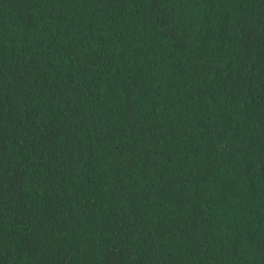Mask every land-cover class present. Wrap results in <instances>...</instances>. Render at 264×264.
Masks as SVG:
<instances>
[{
    "label": "trees",
    "instance_id": "obj_1",
    "mask_svg": "<svg viewBox=\"0 0 264 264\" xmlns=\"http://www.w3.org/2000/svg\"><path fill=\"white\" fill-rule=\"evenodd\" d=\"M0 264H264V0H0Z\"/></svg>",
    "mask_w": 264,
    "mask_h": 264
}]
</instances>
